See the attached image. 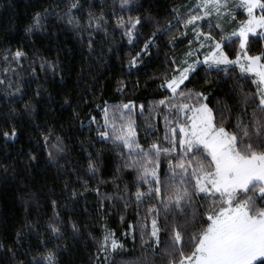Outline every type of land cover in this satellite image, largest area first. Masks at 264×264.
Returning a JSON list of instances; mask_svg holds the SVG:
<instances>
[{
	"label": "snow or ice",
	"instance_id": "snow-or-ice-1",
	"mask_svg": "<svg viewBox=\"0 0 264 264\" xmlns=\"http://www.w3.org/2000/svg\"><path fill=\"white\" fill-rule=\"evenodd\" d=\"M141 7L136 4V0H120V11L131 12L135 8L137 15L129 16L127 20L116 16L115 12L112 15V19L116 21L114 31L123 30L122 35L130 45L135 44L139 38L138 30L145 23L156 25L139 51L125 62L126 70L136 69L142 57L151 59V49L156 40L172 30L174 23L184 29L191 27L195 37L196 47H192L193 41L190 40L189 50L179 63L175 57L166 58L171 75L166 66L164 79L158 85L171 93L154 104L157 108L164 109L162 119L166 131L163 142L170 146L162 147L160 141L150 143L147 148L141 146L137 139L135 121L124 115L125 112H134L132 101L115 106L105 102L102 110L103 124L97 123L95 116H90L87 121L81 120V128L87 125L91 130V125L95 124L96 138L105 143L111 141L120 150L118 155L124 157V167L136 171V191L130 192L125 186V196L135 198L138 215L139 207L146 200L149 202L145 217L150 218L151 230L142 227L140 237L145 253L150 251L153 258L159 256L162 264H264V48L257 54H250L256 43L254 36L250 34H255L260 29L259 39L264 43V0H238L236 5H232L230 0H186L183 4L172 5L171 19L163 25L151 15L150 3L148 8H143V15L139 14ZM236 7L243 8L247 19L239 21L232 31H226V23L235 19ZM255 9H259L261 15H256ZM77 10L82 13L85 11L81 9L80 0H70L63 10L53 6L52 10L45 7L42 11H35L24 27V34L31 37L37 31H45V24L53 15L58 21H65L66 18L67 26L78 32L82 40L85 33L88 35L91 54L94 33L103 29L105 37L108 34L105 9L95 12L89 6L83 25L74 15ZM204 19H207L209 31L202 30L201 21ZM213 19L216 20L215 24L212 23ZM179 35L186 38L187 33ZM177 42L179 41L173 38L168 41V45L174 46ZM233 46L235 55L230 57L228 53ZM205 48L210 50L204 51ZM201 51H204L202 61L199 55ZM4 54L6 65L9 63V54L16 64L25 56L22 48L12 52L9 47L4 49ZM193 56L196 58L192 59ZM201 67L204 68L205 85L210 84L211 72L219 73L223 70L224 79H227L229 69L233 67L238 68L240 74L247 73L254 77V92H245L244 84L235 80L230 86L229 94L232 90H238L236 94L241 109L234 121L230 115V106H221L218 100L213 108L205 102L220 84L219 80L206 89L201 87L199 91L183 88ZM40 68L41 71H50L53 77L61 71L58 58L42 59ZM11 70L10 67H5L4 75L7 76ZM60 79L63 80L64 77L61 75ZM240 79L247 80L248 77L241 75ZM0 83L3 81L0 80ZM41 87L37 84L34 97L25 101L23 107L26 112L34 108V100H51V94L45 97L40 91ZM125 87L124 81H118V89L123 90ZM14 91L18 98L23 96L20 87ZM71 103V98L66 97L63 107L66 108ZM96 107L99 108V105ZM110 111L113 114L111 120ZM117 111L120 113L119 127L115 118ZM76 115L74 108L73 118ZM173 115L174 118H170ZM153 118L150 115L146 122ZM225 121L232 125L231 130ZM101 128L104 130L100 131ZM151 130V127L145 129L146 132ZM54 131L49 128L48 134L41 133L46 153L45 166L56 170L57 179L64 178L63 185L58 189L49 188L45 193L49 197L46 203L51 206L50 215L39 213L35 220L24 217L25 223L16 229L15 246L7 248L10 264H58L56 253L67 252L68 244H56L49 248V241L45 236L59 239L67 231L68 237L65 239L76 240L85 234L83 229L87 226H82L80 218L74 217L72 213L83 195L80 189L87 191L89 184L78 174L79 169L75 165L78 164L86 174L94 177L98 171L97 159L91 158V152H87L89 159L86 167L79 162L65 160V156L70 153H65L66 145L62 136L56 135L53 141ZM8 135L7 132L4 133L6 138ZM12 135H16L15 129ZM49 141L53 142L50 144ZM173 154L179 159H168ZM162 156L168 159V168L163 177L158 172ZM38 159L36 154L28 153L29 164ZM95 191L100 195L99 188ZM62 200L66 203H61ZM67 202H71V206ZM65 210L69 212L67 218L62 215ZM45 215L47 218L41 223L40 217ZM32 233L41 237L39 244L35 248L23 247L24 236ZM109 240L112 249L121 246L109 232L103 236L97 254L106 252ZM3 248L4 245L0 243V249ZM156 249L160 251L157 252ZM143 264H155V261L149 260L145 255Z\"/></svg>",
	"mask_w": 264,
	"mask_h": 264
},
{
	"label": "trees",
	"instance_id": "trees-1",
	"mask_svg": "<svg viewBox=\"0 0 264 264\" xmlns=\"http://www.w3.org/2000/svg\"><path fill=\"white\" fill-rule=\"evenodd\" d=\"M68 2L70 0H0V80L3 81L0 83V243L4 245V248L0 249V264H10L7 248L10 245L15 246L16 229L25 223L24 217L35 220L39 213L50 215L51 206L46 203L49 197L45 193L49 188L58 189L63 185L64 178L57 179L56 170L45 166L46 153L43 150L41 133L48 134L49 128L55 130L53 141L56 135L64 138L65 153H70L65 156V160L79 162L86 167L89 159L86 153L91 152V158L97 159L98 165L94 177L86 174L78 164L75 165L79 169L78 174L89 184L87 191L80 189L83 195L72 213L74 217L80 218L82 226H87L83 229L85 234L76 240L71 238L66 240L67 231L59 239L45 236L49 241L47 245L49 248L56 244H68L67 252L56 253L58 264H143L145 255L149 260H154L155 264H162L159 256L153 258L150 251L145 253L140 243L141 228L147 227L149 231L151 230L150 218L145 217L149 202L146 200L139 207L138 215L135 198L125 196V186L130 192L136 191L137 185L134 182L136 171L124 167V157L118 155L120 150L111 141L105 143L96 138L95 124L91 125V130L87 125L81 128V120L87 121L90 116H95L96 122L103 124L102 110L105 102L115 106L132 101L134 112H125L124 115L135 121L137 139L141 146L147 148L150 143L160 141L162 147H169V144L163 142L166 131L162 119L164 109L157 108L154 104L155 101L171 94L158 87L164 79L166 66L169 68L168 74L171 75L166 58L175 57L179 63L184 53L189 50L190 40L193 41L192 47H196L192 28L184 29L174 23L172 30L160 35L156 40L155 46L151 49V59L142 57L136 69L128 71L124 66L125 62L139 51L156 25L145 23L138 30L139 38L135 44L130 45L127 38L122 35L123 30L114 31L116 21L112 19V15L115 12L116 16L127 20L129 16L135 17L137 11L135 8L131 12L120 11V0H80L81 9L85 11L82 13L77 10L74 15L80 19L81 25L86 20V9L89 6L95 12H99L101 8L105 9L108 20L107 37L103 29L94 33L91 54L88 49V35L85 33L82 40L78 32L67 26L66 18L65 21H58L53 15L47 20L45 31H37L31 37L25 36L23 30L30 22L33 12L42 11L45 7L52 10L53 6L63 10ZM185 2L186 0H136V4L142 6L139 14L143 15V8H148L150 3L151 15L161 25L171 19L172 5ZM230 3L236 5L238 0H230ZM245 15L241 13V7H236L235 19L231 23H226L225 30L232 31L239 21L245 19ZM201 23L202 30L209 31L207 19ZM212 23L215 24L216 20L213 19ZM179 33H187L186 38ZM250 36H254L256 40L250 53L254 55L264 48V43H261L259 34ZM173 38L179 42L169 46L168 41ZM9 47L12 52L17 48L23 49L25 56L18 64L13 62L10 54L7 57L9 63L7 65L4 63V49ZM206 50L207 48L204 49ZM204 51L199 53L200 57H203ZM228 54L230 57L235 55L234 46ZM57 58L61 69L59 75L53 77L50 71H41L42 59ZM5 67L12 69L7 76L3 73ZM61 75L64 77L63 80L60 79ZM241 75L247 76L248 79L241 80ZM209 76L210 84L205 85L206 77L204 68L201 67L183 88L199 91L201 87L206 89L219 80L220 84L205 102L213 108L216 107L218 100L221 106H230V115L234 121L241 109L236 94L238 90H232L229 94L230 86L235 80L244 84L245 92H254L255 86L252 85L254 77L247 73L240 74L239 69L235 67L229 69L227 79H224L223 70L219 73L213 71ZM118 81L125 82L126 87L123 90L118 89ZM37 84L42 86L40 91L45 97L50 93L52 98L51 100L41 98L38 102L34 100V108L26 112L24 103L34 97ZM17 87L23 91L20 98L14 91ZM66 97H70L72 103L65 108L63 103ZM74 108L77 113L75 118L72 116ZM112 115L110 111L111 118ZM150 115L154 118L146 122ZM119 117L120 113L117 111L115 113L117 127L120 124ZM170 118H174V115ZM219 119L217 115V122ZM225 123L231 130L232 125L228 124V121ZM149 127L152 130L146 132L145 129ZM13 129L16 130L15 136L12 135ZM5 132L9 134L7 138L4 136ZM29 152L36 154L39 159L29 164L27 161ZM168 159L179 157L173 154ZM168 159L161 157L158 169L161 177L166 174ZM117 185L119 187H116ZM97 188L100 195L95 191ZM61 203L66 202L62 200ZM67 203L71 206V202ZM47 215L40 217L41 223ZM62 215L67 218L69 212L65 210ZM109 232L121 246L112 249L109 240L106 252L97 254L103 236ZM40 239L41 237L34 233L25 235L23 247L35 248ZM163 239L162 235L161 240ZM156 251L159 252L160 249Z\"/></svg>",
	"mask_w": 264,
	"mask_h": 264
},
{
	"label": "rangeland",
	"instance_id": "rangeland-1",
	"mask_svg": "<svg viewBox=\"0 0 264 264\" xmlns=\"http://www.w3.org/2000/svg\"><path fill=\"white\" fill-rule=\"evenodd\" d=\"M254 12H255L256 15H261V12H260L259 9H255ZM241 13H242V14H246V15H245V19H247V13H244L243 8H241ZM260 31H261L260 29H257V32H256L255 34H250V35H257V34H260ZM208 50H210V49H207L206 51H208ZM200 59H201V61H202L203 57H200ZM109 117H110V116H109ZM110 120H111V117H110ZM119 125H120V124H119ZM177 132H179L178 128H177ZM164 135H165V133H164ZM169 136H171V133H169ZM178 139H179V136H177V142H178ZM166 143H167V142H166ZM167 144H169V143H167ZM169 146H170V145H169Z\"/></svg>",
	"mask_w": 264,
	"mask_h": 264
}]
</instances>
